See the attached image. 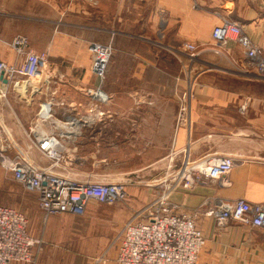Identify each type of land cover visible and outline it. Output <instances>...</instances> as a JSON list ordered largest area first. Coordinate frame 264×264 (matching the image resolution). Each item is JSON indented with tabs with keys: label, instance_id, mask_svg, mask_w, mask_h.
Masks as SVG:
<instances>
[{
	"label": "crops",
	"instance_id": "crops-1",
	"mask_svg": "<svg viewBox=\"0 0 264 264\" xmlns=\"http://www.w3.org/2000/svg\"><path fill=\"white\" fill-rule=\"evenodd\" d=\"M223 19L238 23L249 39L264 51L262 0H0V61L18 67L24 57L17 55L10 43L17 35L25 36L32 52H44L47 55L42 81L53 83L58 76H64L65 83L59 87L58 96L69 102L84 103L87 100L85 87L100 84L91 71L94 59L89 51L90 43L110 45L117 33L129 36L135 25H144L148 34L142 38L151 42L157 40L160 45H154V56L169 49L176 56L175 49L185 43L194 44L199 59L192 67L202 68L196 75L194 96L190 101V124L188 128L182 126L176 130L172 122L170 126L164 124V127L173 136V150L179 151V154L186 151L190 159L195 161L208 155L229 156L233 159L234 167L227 177L229 186L215 181L195 185L189 190L178 189L172 193L170 200L186 211L196 210L205 202L212 204L218 200L232 202L244 199L251 204H263L264 82H251L226 71V67L235 70L242 52L237 43L231 40L223 47L212 41V30ZM216 59L224 63L223 71L219 70L221 66L217 65ZM144 62L155 71L163 67L159 57ZM154 86L159 94L162 90L173 91V88L166 90L161 82L154 83ZM101 87L106 91L103 83ZM3 91V85L0 84V92ZM106 92L111 95L112 101L115 100L114 93ZM128 94L125 90L124 101H127ZM28 97L32 99V95ZM242 102L247 103L244 114L237 110ZM176 103L178 110V98ZM110 112L112 127L119 115L115 110L111 109ZM5 113L14 121L10 123L8 119L10 125L18 130L20 127L15 115L1 98L0 116L3 119ZM132 114L122 116L121 120L130 121L129 128L118 127L113 130V140L131 143L136 126L133 125ZM149 115L146 114L145 119L141 118V124L154 117ZM110 127L102 133L106 135L107 131L112 130ZM102 137L98 135L93 141L98 143ZM117 137H123L124 140ZM163 155L160 152L151 157L148 154L142 156L137 167L145 169L129 175L105 168L97 173L86 170L83 179L100 183L118 180L129 184L135 183L140 175L143 179L140 182H147L154 179L156 170L153 167H159L158 161ZM98 205L93 201L88 203L82 218L64 214L55 220L62 223V231L72 236L81 234L85 244L93 242L94 258H87V264H117V249H111L112 241L119 237L134 210L124 215L126 213L121 208ZM51 219L45 218L44 222H56ZM74 221H77L76 224L71 225ZM197 224L205 238L197 264H264V230L235 222L218 229L209 217H201ZM27 233L32 237L28 229ZM70 242L69 236L61 243Z\"/></svg>",
	"mask_w": 264,
	"mask_h": 264
},
{
	"label": "built area",
	"instance_id": "built-area-1",
	"mask_svg": "<svg viewBox=\"0 0 264 264\" xmlns=\"http://www.w3.org/2000/svg\"><path fill=\"white\" fill-rule=\"evenodd\" d=\"M211 39L219 47L230 40L237 43L242 58L235 73L251 82H264V51L249 39L238 23L223 19L212 30ZM10 45L17 55L24 58L18 67L0 61V84L4 89L0 92L2 96H5L16 74L36 84V78L42 79L47 60L46 53L29 49L25 36H15ZM89 51L94 59L91 71L100 84L85 87L86 102H69L58 96L59 87L65 83L64 76H58L53 83L37 82L41 92H35L32 96L40 103L35 123L45 113L46 123L42 129L46 132L37 134L32 129L33 144L48 161V165L37 167L19 154L9 155L8 148L0 147L1 168L9 172L25 192L37 196L38 206L45 217L64 214L83 216L86 206L92 201L113 205L128 197L123 183L78 180L72 175H68V178L53 170H65L81 164L82 159H73L66 153L72 148L76 149L82 139H95L113 123L112 113L108 109L112 97L101 87L111 49L107 45L91 43ZM174 53L184 54L189 62L198 57L196 46L191 43H185ZM191 93L189 81L185 95L178 98L179 127L185 124L188 128L190 124ZM246 108L247 103L242 102L238 106V113L244 114ZM160 162L173 168V173L169 179L165 177L167 174L164 175V179L157 184L158 192L154 198L124 224L117 237V264H197L205 245V238L197 225L199 217L212 218L218 229L235 222L264 230V203L251 204L244 199L232 202L218 200L212 204L205 202L196 210L186 211L170 200L172 193L178 189L189 190L195 185L215 181L229 186L227 177L234 167L231 157L208 155L195 161L190 159L186 151L180 154L179 151H173ZM26 226V220L20 213L0 206V264L30 262L37 242L27 233Z\"/></svg>",
	"mask_w": 264,
	"mask_h": 264
},
{
	"label": "rangeland",
	"instance_id": "rangeland-1",
	"mask_svg": "<svg viewBox=\"0 0 264 264\" xmlns=\"http://www.w3.org/2000/svg\"><path fill=\"white\" fill-rule=\"evenodd\" d=\"M118 34L121 33L116 34L117 36L110 42V45L98 43L107 45L111 49L106 65L103 87L106 91L115 94V100L112 101L111 99V107H109L117 111L119 115L117 116V122L114 126L110 127L112 130L107 131L106 135L101 134L103 137L98 143L97 141H93L94 139L80 140L79 145L76 146L77 148H72L66 154L73 159H82V163L65 170H60L59 168L53 169L57 174L65 177L72 175L78 180H83L84 171H95L97 173L107 168L110 171L125 172L129 175L145 169L137 167L139 164L138 160L142 156L148 154L151 157L163 152L164 155L162 157L164 158L174 151L172 145L173 136L169 135L164 124L167 123L170 126L172 122L174 130L179 127L176 99L182 98L185 95L189 81L192 87L191 95L192 97L194 96L196 75L200 72L198 70L202 66L196 69L192 65L196 64L199 58L197 57L195 61L189 62V59L182 53L176 56L172 55L169 52L170 49L168 52L160 51L158 52V56H154V53H156L154 45H160L157 40H153L152 43L142 38L148 34L145 31L144 25H135L129 36H126L124 33ZM156 57L162 59L160 65L163 67H160L159 71L147 67L144 62ZM218 61L216 59L217 65L221 66L218 69H225L224 63ZM226 68H228L226 71L238 75L235 73L237 68L235 70L232 67ZM212 72L216 73L217 71ZM43 79L36 78L34 86L40 89L37 82ZM25 82L29 83L23 76L16 74L10 88L5 92V96L0 95V98L8 103L10 110L18 121L17 125L20 127L17 130L10 125L14 121L9 116L7 117L6 113L3 115L4 119L0 116V147L8 148L9 155L14 153L19 154L29 163L42 168L48 165V161L36 150L33 144L34 132H32L40 103L35 96L32 99L30 97L28 101L26 100V95L29 91L27 93L25 91ZM156 82H161V85H164L166 90L173 88L172 93H170V89L167 90L170 94L163 90L160 94L156 93L157 89L154 86ZM128 83H130V87ZM125 90L129 92L127 101H124ZM110 108L108 109L111 110ZM126 113H133V125H136L132 141L128 143L129 145L125 144L124 141L121 142L119 140L117 142L113 140V130L118 127L129 128L130 121L121 120L122 116ZM146 114L154 117L149 118L150 120L148 121L145 120L141 124L143 121L141 118L145 119L144 116ZM140 115H143V117ZM8 119H10V123ZM184 125L183 127H185ZM14 126H16L15 123ZM164 130H166L165 133H163ZM117 138L124 140L123 137ZM162 149L163 151H161ZM146 150H148V153ZM160 161L158 162L160 168L157 166L153 167L156 170L153 174V180L140 182L143 179L139 175L135 183L125 184L128 195L126 200L116 202L113 205L99 204L98 206L113 209L121 208L126 213L124 215H128L133 209L134 216L154 198L158 192L157 184L160 180L164 179V175L167 174L168 176L165 177L169 179V175L173 173V168H168L167 165H163V162L161 163ZM151 164L153 163L149 165ZM128 170L132 171L129 172ZM110 183L122 182L113 180ZM0 206L8 207L20 213L26 220V229H28L29 233L34 237L33 239L37 242L33 249L34 251L32 250L30 262L24 264H39V262L41 264H87V258H94L95 250L93 245H91L93 242L85 244V239L81 234L76 233V235L72 236V234H69L65 230L62 231V228H64L62 227V223L55 220L62 215L55 218L52 217L51 220H55V223L44 222L45 218L48 217H45L44 214L42 215L43 212L38 207L37 196L25 192L15 182L12 175L9 172L6 173L1 166ZM83 216H77L76 218H82ZM76 222L74 221L70 224L75 225ZM69 236L71 242L62 245L61 242L69 239ZM112 242L111 249L115 251L119 243L118 238L116 237ZM68 244H71V246ZM98 262L101 261L99 260Z\"/></svg>",
	"mask_w": 264,
	"mask_h": 264
},
{
	"label": "bare ground",
	"instance_id": "bare-ground-1",
	"mask_svg": "<svg viewBox=\"0 0 264 264\" xmlns=\"http://www.w3.org/2000/svg\"><path fill=\"white\" fill-rule=\"evenodd\" d=\"M16 76H14V78H15ZM13 78V79H14ZM35 84L34 83H28L26 86H25V91H26V93H27V95H26V100L28 101L29 99H27V98H29L28 96H33V94L35 93V92H38V93H40L41 92V90L40 89H38V88H36L35 86H34ZM1 99V98H0ZM45 111V110H44ZM45 117V113H43V116H42V118H40L36 123H35V126H34V131L37 133V134H39V133H42L43 132V134H45L44 132H46L45 130H43L42 129V125L43 124H45L46 123V119L44 118ZM48 122V121H47ZM51 129H55V127H52ZM51 129H49L48 131H50Z\"/></svg>",
	"mask_w": 264,
	"mask_h": 264
},
{
	"label": "water",
	"instance_id": "water-1",
	"mask_svg": "<svg viewBox=\"0 0 264 264\" xmlns=\"http://www.w3.org/2000/svg\"><path fill=\"white\" fill-rule=\"evenodd\" d=\"M5 82V81H4Z\"/></svg>",
	"mask_w": 264,
	"mask_h": 264
}]
</instances>
